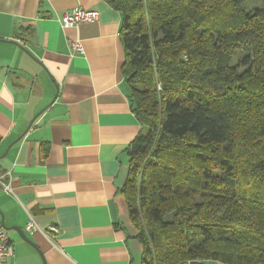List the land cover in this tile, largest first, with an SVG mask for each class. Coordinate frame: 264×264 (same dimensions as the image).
I'll list each match as a JSON object with an SVG mask.
<instances>
[{
  "label": "trees",
  "instance_id": "obj_1",
  "mask_svg": "<svg viewBox=\"0 0 264 264\" xmlns=\"http://www.w3.org/2000/svg\"><path fill=\"white\" fill-rule=\"evenodd\" d=\"M104 1L143 127L124 190L142 264H264V6Z\"/></svg>",
  "mask_w": 264,
  "mask_h": 264
},
{
  "label": "crops",
  "instance_id": "obj_2",
  "mask_svg": "<svg viewBox=\"0 0 264 264\" xmlns=\"http://www.w3.org/2000/svg\"><path fill=\"white\" fill-rule=\"evenodd\" d=\"M74 9L98 19L64 29L59 19ZM122 24L104 0H0V180L12 191L0 189V223L14 247L6 264H142L124 190L143 127L121 71Z\"/></svg>",
  "mask_w": 264,
  "mask_h": 264
},
{
  "label": "built area",
  "instance_id": "obj_3",
  "mask_svg": "<svg viewBox=\"0 0 264 264\" xmlns=\"http://www.w3.org/2000/svg\"><path fill=\"white\" fill-rule=\"evenodd\" d=\"M98 13L95 11H86L82 9H74L73 11L64 12L62 17L59 19L62 27L64 29L74 28L81 23H93L97 21ZM70 47L75 55H83L84 48L80 41L70 42ZM0 189L6 193H11L9 186L2 183L0 180ZM37 229V226L31 222L29 223L27 230L32 233ZM14 256V247L11 243V240L6 232V229L0 223V264H6L7 259ZM188 264H192L188 263ZM215 264H223L220 262H215Z\"/></svg>",
  "mask_w": 264,
  "mask_h": 264
},
{
  "label": "rangeland",
  "instance_id": "obj_4",
  "mask_svg": "<svg viewBox=\"0 0 264 264\" xmlns=\"http://www.w3.org/2000/svg\"><path fill=\"white\" fill-rule=\"evenodd\" d=\"M263 6H264L263 0H246L244 3L241 4V8L247 12H251L256 8H260ZM159 89H161L160 86H159ZM199 263L201 264V262H199ZM206 264H215V263L214 262H208Z\"/></svg>",
  "mask_w": 264,
  "mask_h": 264
},
{
  "label": "water",
  "instance_id": "obj_5",
  "mask_svg": "<svg viewBox=\"0 0 264 264\" xmlns=\"http://www.w3.org/2000/svg\"><path fill=\"white\" fill-rule=\"evenodd\" d=\"M37 119V117L34 119V121ZM34 121H33V123H34ZM33 123L29 126V128H28V130H27V132L21 137V139L28 133V131L31 129V127L33 126ZM0 159H1V157H0ZM2 225L4 226V224L2 223ZM4 228H6L5 226H4ZM192 264H200L199 262H193Z\"/></svg>",
  "mask_w": 264,
  "mask_h": 264
}]
</instances>
